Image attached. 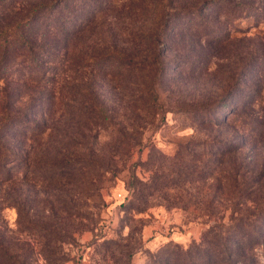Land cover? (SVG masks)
Here are the masks:
<instances>
[{"label":"trees","instance_id":"16d2710c","mask_svg":"<svg viewBox=\"0 0 264 264\" xmlns=\"http://www.w3.org/2000/svg\"><path fill=\"white\" fill-rule=\"evenodd\" d=\"M102 1L0 0V264H33L32 251L5 233L7 206L17 209L22 229L43 237L46 260L67 259L62 248L73 236L59 209L81 216L77 200L109 161L99 155L101 131L117 124L116 147L137 143L141 128L164 110L166 82L173 110L220 129L189 140L179 154L191 166L163 176L188 197L172 203L196 206L193 219L208 226L199 239L149 251L143 264H264V33L250 36L264 23V0H135L148 24L115 28L129 45L112 41L97 51V27L107 21ZM213 56L237 57L221 93L188 91L180 71L207 69ZM72 69L79 76L64 83L66 115L51 129L61 136L38 152L46 113L62 98L57 84ZM56 196L68 204L58 209ZM134 253L127 250L125 264Z\"/></svg>","mask_w":264,"mask_h":264},{"label":"rangeland","instance_id":"374dc122","mask_svg":"<svg viewBox=\"0 0 264 264\" xmlns=\"http://www.w3.org/2000/svg\"><path fill=\"white\" fill-rule=\"evenodd\" d=\"M22 1L25 0H19ZM104 4L108 5L104 15L107 21L97 27L94 36V39L97 38V51L107 49L113 42L129 45L128 41L116 38L115 28L141 27L145 22L148 24L144 11L136 6L135 0H104L102 6ZM241 24L247 26L248 21L244 20ZM263 33L264 23L252 28L250 36ZM83 38L77 42L80 47L85 44ZM173 50L177 51L179 47L171 45V52ZM236 60L237 57L234 56H213L207 69L189 73L180 71L183 83L190 92L196 89L199 92L209 93L215 90L221 93L219 86L232 76ZM177 64V61L169 64L171 72ZM78 76L79 72L75 69L69 70L65 73V79L57 84V96L62 95V98L56 102L59 105L46 113L48 127L36 149L38 152L50 150L52 142L61 136L55 134V131L51 132V129L66 115L65 100L68 92L63 86L64 83L66 86L70 85ZM53 83L56 82L50 85ZM243 83L248 82L244 80ZM161 86L160 103L164 105V110H158L156 116L141 128V133L134 137L137 143L116 147L114 141L117 124L112 123L108 129L101 131L99 155L106 156L109 161L97 168L91 181H85L88 184L87 192L77 200L81 216H69L67 211L58 208L61 205L59 202L68 204L65 199L59 200L62 196L54 198L55 203L58 202L56 206L60 216L62 215L61 219L73 236V240L64 243L62 248L66 260H46L41 251L43 237L34 230L22 229L18 225V211L15 207H4L1 217L6 235L13 236L17 242L32 251L30 260L33 264H125L126 253L130 248L135 250L130 264H143L149 251H156L170 240L187 243L200 238L208 224L193 219L200 212L196 206L188 203V207L183 208L172 203L181 202L178 194L188 197L183 191L180 192L181 185L175 187L165 181L163 176H171L174 174L173 170L181 164L182 167H189L190 160L179 154L189 140L210 139L220 129L207 124L201 125L190 114L173 110L171 94L167 91L169 86L172 88L171 82ZM259 100L264 107V89L258 102ZM111 101L114 105L119 99ZM255 110H259L258 105ZM142 207L145 209H140Z\"/></svg>","mask_w":264,"mask_h":264}]
</instances>
